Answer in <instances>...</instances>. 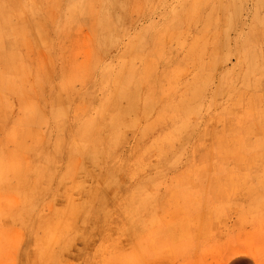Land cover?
<instances>
[{"label": "bare ground", "instance_id": "bare-ground-1", "mask_svg": "<svg viewBox=\"0 0 264 264\" xmlns=\"http://www.w3.org/2000/svg\"><path fill=\"white\" fill-rule=\"evenodd\" d=\"M99 2L102 15H97L96 23L101 31L94 40L97 50L108 52L118 44L111 25L125 18L116 8L119 0ZM83 7L74 10L83 13L87 4ZM256 7L264 8V0H257ZM218 8L213 15L216 25L221 21L220 15L215 16L220 13ZM12 9L19 11L17 21L9 12ZM27 11L26 0H0V239L8 237L5 243L16 245L13 253L18 264H64L73 253L85 251L89 238L97 235L109 240L116 222L117 230L135 236V222L147 223L151 197L135 183H120V178L134 179L142 174L152 156L186 153L194 161L216 162L218 167L231 158L264 157V112L258 105L264 103V45H259L264 43V18H251L257 28L250 27L240 34L238 50L243 67L223 73L210 90L207 103L206 85L214 83L212 72L218 64V47H213L208 59L195 66L190 82L179 79L171 97L151 86L154 91L141 98L139 113L148 115L157 104L163 106L156 120L150 118L151 114L147 117L139 137L134 138L124 156H119L118 137L126 118L136 110L140 80L144 82L147 72L154 70L145 59L150 30H141L122 46L118 69L107 66L100 78L90 82L92 92L70 103L77 80L70 79L64 95L55 98L41 95V85L37 83L34 87L25 85L29 73L36 81L43 74L24 50L32 44L33 50L41 48L51 54L55 50L52 36L58 41L68 37L65 30L44 36L43 20L31 17ZM67 19L74 18L66 16L64 20ZM49 24L53 29L57 27L50 18ZM227 25L233 24L227 20ZM119 26L121 29V21ZM27 34L31 42L26 40ZM186 60L169 56L165 64L170 73L166 71L163 79L170 82L171 67L175 69ZM8 95L13 96L12 103ZM36 105L44 108L47 116L42 117ZM206 107L207 111L214 109V124L203 117ZM44 126L48 130H43ZM234 129L239 133L234 134ZM151 136L154 138L150 141ZM168 137L177 141L187 137L189 141L177 151ZM94 177L101 180L93 182ZM117 185H124L121 199H107L105 205L97 206L106 198V191L115 190ZM74 189H81L82 195L74 196ZM60 201L64 202L62 207ZM4 248L0 243V250Z\"/></svg>", "mask_w": 264, "mask_h": 264}, {"label": "rangeland", "instance_id": "rangeland-1", "mask_svg": "<svg viewBox=\"0 0 264 264\" xmlns=\"http://www.w3.org/2000/svg\"><path fill=\"white\" fill-rule=\"evenodd\" d=\"M26 1L30 16H38L40 22L43 20L41 33L44 36L50 35L51 31L65 30L68 34V37L61 41L52 36L55 50L51 54L41 48L33 50L32 44L29 45L31 48L24 50L25 55L32 59L34 65L40 67L43 74L42 78L36 81L29 73L25 76V85H41V95L46 98L62 97L70 79L77 80L70 94V103H75L78 96L83 97L92 92L90 82L100 78L101 72L107 66L119 68V50L122 46L141 30H150L151 38H147L146 54L144 53L145 56L148 55L144 58L147 66L154 70L147 72L144 82L143 79L140 80L142 82L137 93L136 110L126 118L127 123L118 137L121 138L117 144L119 156H124L134 138L139 137L141 130L146 126L147 117L151 114L150 118L156 120L159 108L163 106L159 103L150 114H140V100L144 94L157 89L160 93L163 92L165 97H171L173 87L179 79L190 82L195 66L208 59L213 47H218L215 50L218 64L212 72L214 83L206 85L207 103L210 90L219 82L222 74L239 71L243 67L242 54L238 50L240 34L248 32L250 27L257 28V25L251 23L256 18H264V8L256 7L257 0H119L120 5L116 8L122 11L125 19L120 20L121 29L120 21H114L111 25V29L116 30L114 36L118 44L112 50H107H110L108 55V52L96 49L94 40L95 35L101 31V27L96 23V18L102 15L100 0ZM84 3L87 7L83 13L74 10V7L79 10ZM216 6H219L220 13L215 16H221L218 25L213 21ZM9 12L15 17L14 21H17L19 11L12 9ZM66 16H73L74 19H67V22L64 20ZM49 18L56 24L57 31L49 24ZM227 20L233 25L228 26ZM114 25H117L116 29H113ZM222 29L226 32L220 33ZM25 36L27 41H32L31 35ZM224 38L226 39L222 44ZM171 55L179 56L180 60H187L175 69L171 67L172 79L169 82L164 80L162 75L166 71L167 74L170 73L165 62ZM65 72L67 76L64 80ZM262 72L264 73V70ZM153 85L154 90H150ZM240 93L242 94V90ZM8 100L12 103L13 96L8 95ZM258 105L264 112V103ZM36 109L42 117L47 116L44 108L36 105ZM213 111L214 109L207 111L206 107L203 113L204 119H210L211 124L216 120ZM206 122L202 123L201 127H204ZM48 128L44 126L42 129ZM105 132L108 133L109 129ZM233 133H239V129H234ZM153 138L151 136L150 141ZM168 138L177 151L184 148L185 143L189 141L187 137L180 141ZM212 164L216 167H209ZM197 165L203 166L197 168ZM263 166L264 157L231 158L220 162L218 167L216 162L194 161L186 153L178 156H152L147 170H143L142 174L134 179L120 178V183H135L136 188L151 197L147 223L136 221V235L127 236L123 231L116 229V222L111 230L114 235L109 240L102 236H93L88 239L84 252L73 253L63 263L264 264ZM99 180L101 178L94 177L93 182L97 183ZM119 186L117 185L115 190H107L106 198H102L97 206L105 205L107 199L120 200L124 185ZM73 191L74 196L78 197L83 193L81 189ZM60 203L62 207L64 202ZM7 238L0 239L1 245H5V248L0 250V264H18L13 253L16 245L12 242L7 245Z\"/></svg>", "mask_w": 264, "mask_h": 264}]
</instances>
